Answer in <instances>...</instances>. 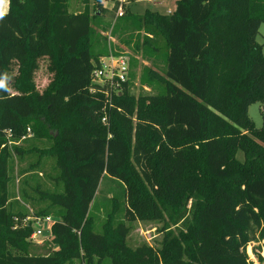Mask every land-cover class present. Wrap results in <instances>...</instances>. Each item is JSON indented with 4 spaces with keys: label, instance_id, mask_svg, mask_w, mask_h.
Wrapping results in <instances>:
<instances>
[{
    "label": "trees",
    "instance_id": "1",
    "mask_svg": "<svg viewBox=\"0 0 264 264\" xmlns=\"http://www.w3.org/2000/svg\"><path fill=\"white\" fill-rule=\"evenodd\" d=\"M92 1L94 14L87 2L72 14L69 0H10L0 20V74L10 77L0 91V264H255V244L264 264V0H178L171 14L146 11L115 28L162 38L167 56L164 73L149 69L142 82L156 94L136 96L128 81L111 103L92 83L108 54L92 19L116 7ZM129 16L127 8L119 20ZM148 45L144 58L160 52ZM43 61L52 78L39 92ZM255 104L260 129L249 116ZM45 159L55 161V191L31 185ZM26 164L17 172L23 201L39 206L35 217L57 219L48 256L32 254L29 212L12 203L16 166ZM104 177L125 193L97 233L91 211ZM134 222L172 230L160 248L132 250Z\"/></svg>",
    "mask_w": 264,
    "mask_h": 264
},
{
    "label": "rangeland",
    "instance_id": "2",
    "mask_svg": "<svg viewBox=\"0 0 264 264\" xmlns=\"http://www.w3.org/2000/svg\"><path fill=\"white\" fill-rule=\"evenodd\" d=\"M178 0H163L160 3H154L152 0H132L128 6L129 17L126 21L118 20L115 22V14L110 13L104 17L97 16L92 19V28L98 34V39L101 41H106L108 46V41L106 40V35L109 30L116 28V31L119 30L125 22L132 21L133 18L138 16H144L146 11L152 13H158L160 15H168L171 11L175 9L176 2ZM89 7L91 14H94L93 1L92 0H69L68 10L70 13H82L85 11V6ZM108 7H111L112 4H108ZM117 47L121 48L124 51H127L130 54L132 66H131V75L129 76V82L132 86V92L138 96L143 93L156 94L157 91L151 90L149 87L145 86L142 82L147 80V71L152 69L153 71L163 74L165 71L166 65V45L165 41L160 38H154L145 32L143 29H126L122 33L114 35ZM148 40H152L154 45L157 46L160 50L159 53L149 56L146 58L143 57V51L145 48L149 47ZM257 42L263 46V56H264V24L261 26L259 35L257 37ZM96 44V43H95ZM97 50L96 45L94 46L93 52ZM40 69L35 75V83L39 92H43L48 84L51 81L52 76L47 72L46 62L40 63ZM249 116L254 122L257 129H260L263 125V117L261 114V105L255 104L249 108ZM45 142L36 143V147L42 149L45 147ZM237 159L240 162L244 161V154L242 151H239L237 154ZM26 165L16 166L14 182L10 187L12 203L18 209H23L29 212V217H27L23 224H31V221H28V218L35 217L33 212L36 211L37 207L30 208L29 205H26L22 199V179L18 177L17 172L22 167ZM43 170L38 174V179L35 182L31 183L32 186H35L38 182L42 185L44 190L55 191L56 186L52 178H55L58 175L56 170L55 161L53 159H45ZM124 185L114 180L110 177H104L100 183L99 190L94 199L92 215L96 218V232L99 233L102 231L103 223L111 210L112 207V198L115 197L121 204H123L124 198ZM30 194H34L32 190H28ZM35 195V194H34ZM36 196V195H35ZM37 197V196H36ZM40 207L45 208V204H39ZM57 221L56 218L51 217ZM130 232L127 238V244L130 249L135 250L136 248L142 245H148L156 249L161 247V244L164 240L165 235L172 230L169 229V224L167 222H134L128 224ZM32 244V254L40 256H48L53 253L57 248L52 245V237L46 234L45 238L39 239L35 242L29 240ZM258 244L249 246L247 253L250 258V261L258 264L256 256L254 254V247H257ZM262 258H264V248L257 251ZM74 264H81L80 262H74ZM106 264H110L109 261Z\"/></svg>",
    "mask_w": 264,
    "mask_h": 264
},
{
    "label": "built area",
    "instance_id": "3",
    "mask_svg": "<svg viewBox=\"0 0 264 264\" xmlns=\"http://www.w3.org/2000/svg\"><path fill=\"white\" fill-rule=\"evenodd\" d=\"M132 0H112L105 4H112L109 9L115 10V22L123 18L126 14V9ZM163 0H152L154 3H160ZM171 11L169 14H171ZM108 41V54L99 59L92 73V83L101 88H105V94L109 103L114 95H118L122 92L123 85L129 81L131 73V57L127 51L117 47L118 43L115 41L114 28L109 30L106 35ZM105 113V110H104ZM102 124L107 125V116L102 119ZM31 221L33 233L30 237V241L35 242L39 239L45 238L46 234L52 237V228L57 222L51 217H31L27 219Z\"/></svg>",
    "mask_w": 264,
    "mask_h": 264
},
{
    "label": "clouds",
    "instance_id": "4",
    "mask_svg": "<svg viewBox=\"0 0 264 264\" xmlns=\"http://www.w3.org/2000/svg\"><path fill=\"white\" fill-rule=\"evenodd\" d=\"M10 0H0V20H3L9 11ZM10 77L7 73L0 74V91H10L8 82Z\"/></svg>",
    "mask_w": 264,
    "mask_h": 264
}]
</instances>
